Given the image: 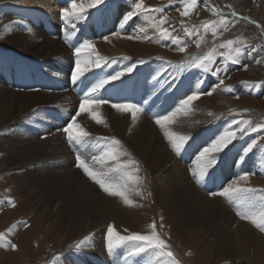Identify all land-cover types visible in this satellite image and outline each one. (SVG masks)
<instances>
[{
  "label": "rangeland",
  "instance_id": "374dc122",
  "mask_svg": "<svg viewBox=\"0 0 264 264\" xmlns=\"http://www.w3.org/2000/svg\"><path fill=\"white\" fill-rule=\"evenodd\" d=\"M9 1L0 0V3L9 4ZM147 1H149V4L150 2L153 4L151 7L163 8V13H158L159 16L158 14L155 15L157 18L161 15L168 17V23L170 25L166 24L165 26L175 28L176 32L174 34L179 35L187 44L186 51L183 53L179 52L177 46L171 40L158 39L155 33L154 40H147L145 42V44H149L148 48H151L152 51L154 50V53H150L145 58L153 59L156 57L159 62L161 61L160 63L157 61L159 65H156L154 61H151V64L145 58L138 59L135 57V59L125 55L121 57H113L116 55L110 56V59H107L108 64L103 65L92 75L93 78L100 75L102 79L117 71L123 70L124 67L134 66L133 72L129 73L130 76L127 75V78L125 77L123 80L111 81L107 84L115 89L114 92L116 94H119L118 97L121 98V102H108L107 100L113 99L105 98L102 95L104 100L107 101L104 104L111 106L108 108L102 104L98 109L105 121L103 124L95 123L84 112L76 117V122L90 133L85 143H83H88L87 148H92V152L87 153L88 156L90 155L89 158H92L93 155H98L106 147L110 146L108 141L100 139L107 136L108 138L115 137L118 139L121 142L122 150L129 153L131 159L134 158L133 160L139 161L140 171L136 175L143 179V184L139 185L143 195L136 196L133 194L130 197L135 202V206L133 207L125 206L118 197L115 198L106 195L97 184H95V189L94 182H91L84 175L83 171L76 167L77 157L80 156L74 155L72 145L67 141L63 128L67 127L71 122V117L75 116L76 112L79 111V105L75 104V106L72 104V108L67 109L69 107L67 105L68 103L65 102L63 105L62 102L58 101L57 95L54 94L52 96L50 94L52 92L62 91V89H68L79 99L85 92L80 90L78 93L74 86L75 84L71 80V73L75 67L76 57L74 55V46L72 47L71 43L69 45L65 41L67 37L66 33H72L71 35L75 34L74 36L80 39L81 42L84 40L93 41L97 37L92 38V35H85L83 30L87 27L92 31L91 29L95 27L96 23L97 27L95 29L99 28V36L102 38L105 46L112 47L116 44L115 42L118 38V35L115 33H118L121 28L125 31L130 22L122 24L118 16H116V18L109 20L106 27H104L102 20H106L109 17L115 5L129 3L130 6L133 5V0H105L96 9L89 10V16L86 20L78 23L74 22L76 23L75 29L64 25L60 18L61 8L66 7L69 2L59 4V9L57 10L58 15L55 18L33 10H21L16 6L5 11V14L0 15V77H5L9 81L7 85L11 87V90L8 91L11 93L4 95L0 93V234H3L4 237L3 241H0V245H3L0 246V264H70V262L73 263L72 260H77L76 264H163V260L157 261L151 250L139 256H128L129 246L127 245L121 247L125 250L126 258L112 262L109 260L112 254H108L105 247V233L107 232L109 224L114 225L120 235L133 233L148 234L150 232L148 226L154 221L161 238L170 246L179 264H187V262H189L188 264H264V250L257 253L254 249H248L245 252L239 247L233 251L228 249H220L221 251L217 249L212 250L211 248L208 249V242H211L212 235L225 228H233L235 231L241 232L242 229L240 228L244 229L249 226L248 228L257 231L264 239V231L255 228L251 223L239 218L236 214V203H229L225 197L221 196L208 197L209 193L215 191V185L217 186L216 191L218 193L222 192L224 188L232 185L234 182H237L239 186H247L258 190L264 189V152L254 149L253 153H250L246 158L243 157V148L246 147L247 143L251 142L252 139H256L258 136H264V131L250 133L234 141L232 145L239 148L238 152L229 153L228 151H231L229 147L232 146L229 145L223 153L219 154L217 166H214L216 169L212 173L215 178L211 181L207 178L206 181L204 180L202 183L197 184L192 173H190L191 168L189 169L184 163L181 164L180 158L188 155L189 152L185 151L186 149L184 148L180 155H176L168 140L163 135V132L160 130L159 133L160 127L155 123V120L138 115L137 119L132 121L130 112L122 113L117 111L118 114L112 107L113 104H135L142 110L140 113L148 114L150 117H156L149 113L157 114L156 112L162 110L163 106L154 99H145V95H143L144 85L149 90L151 82L148 78L145 80V77L139 74L140 69L149 64L150 67L156 69L157 75L166 79L165 85L169 86L166 91L167 93H178L180 87H183L185 80L189 78V80L196 82L198 85L197 91L207 92L215 89L211 96L219 99L222 103L214 105L213 102L212 107L204 106L199 102V99L204 96L201 95L198 100L193 101L191 110L188 112L191 119L186 118L173 122L174 124L172 123L176 133L187 136L189 133H192L197 138L199 134L205 131L215 130L216 135L209 139L208 144L204 145L206 147L223 132L228 126L227 124L231 123L233 119H250L254 123L264 122V106H257L258 104H264V31L261 26V24L264 25V0H198L196 10L185 19L180 18V11L182 10L180 0H171V3H169V0ZM212 8H216L218 14L214 15L211 11ZM233 11L236 12V17L231 15ZM221 16L232 23L229 25L227 31L220 30L216 38H213L210 32L205 33V46L201 44L198 48L195 43L196 37H184V33H182L184 27L192 28L193 26H199L204 21L219 20ZM119 17H123V15ZM99 21L102 23L100 24ZM257 25H260V27H257ZM37 30L43 31L51 39L62 41L71 50V68H66V71L69 72L68 82L59 79V76L62 74L59 71L60 65L57 67L55 65H49L48 63L42 65L39 61V58L40 60L41 58H46L50 51L43 47L40 49L37 37H33ZM136 36H140V34L138 35V32H136ZM105 37H107V40H105ZM236 38H242L247 48L245 55L240 59V63L228 64L227 70L221 71L217 75H212L211 72L205 73L191 66L193 60L192 55L193 58H202L213 47H216V54L214 56L215 63L211 67L213 71L216 68H224L223 58L220 53L225 50L220 49L218 45L227 39ZM253 47L256 48V51H251ZM106 56L109 57V55ZM190 56L191 60L185 65L182 60ZM124 57H127V59H124ZM257 61H260V63H257ZM251 67H257L256 69H259L261 72L250 71L249 68ZM100 69L102 72H100ZM86 76L87 73L85 74ZM83 79L84 77L81 78L80 82ZM220 79L224 80V84L217 87ZM117 83H120L122 87L116 88ZM57 84H62V89L54 86ZM248 85H260V87H249ZM126 86L128 87L126 89L128 91L127 94L125 93ZM136 86L140 88L137 90L135 88ZM226 88H230L231 91H225ZM183 91L182 94L179 92V98L190 92V90L188 91L186 89ZM128 93L131 94V97ZM136 94L140 96V99L135 101L132 99V95ZM149 94L147 93L146 95ZM142 98L144 99L142 100ZM240 100H251L252 106L245 107L240 103ZM176 105L179 107V101L175 105L173 104L174 107ZM41 106L44 107L42 108ZM19 111L24 115L19 114ZM3 112L5 113L3 114ZM230 112L238 113L239 115L233 116ZM53 116L58 117L59 120L54 119ZM109 120L110 123H107ZM73 131L75 132L76 130L73 129ZM83 144L79 145L83 146ZM164 145L169 149H166ZM262 146H264V139L258 141L257 147L260 148ZM143 147H146V150ZM42 149L44 150L42 151ZM157 151L159 152L158 154ZM196 151L192 150L190 152L189 158H187L188 161L194 156ZM154 155L157 156L154 157ZM130 157L122 156L121 159L127 160ZM227 159L230 160L232 167L241 165L238 168L240 171L237 175H231L230 171L226 169L220 172L221 167H223ZM242 159L243 162H241ZM20 163H24V166L19 165ZM88 163L91 164V161ZM145 164L149 166H144ZM95 167L99 168L100 166L95 165ZM246 173H250V175L245 184L239 181V177ZM153 179L155 182H153ZM208 181L210 183L207 185ZM157 185H160L159 188H157ZM164 194H167V196ZM262 195H264V192L258 191L255 194H249V198L259 200ZM92 199L95 201H92ZM212 200L213 202H211ZM9 201L14 206H10ZM112 202L116 207L124 209L129 215L130 220L128 223L118 222L106 224V220L104 221V219L96 217L91 212V208L100 209L101 211L104 209L106 211V208ZM178 217L180 218L179 221L177 219ZM177 221L178 223H182L181 230L178 227ZM209 222H211L210 225H208ZM93 224L96 227L99 226V230L103 231V248L106 256L109 257L108 259H104L96 252L90 251L88 246L80 250L75 248V245L85 237H92ZM161 224L163 228H160ZM182 243L184 246L181 245ZM11 245H15V250H12Z\"/></svg>",
  "mask_w": 264,
  "mask_h": 264
},
{
  "label": "snow or ice",
  "instance_id": "6c2138e0",
  "mask_svg": "<svg viewBox=\"0 0 264 264\" xmlns=\"http://www.w3.org/2000/svg\"><path fill=\"white\" fill-rule=\"evenodd\" d=\"M105 0H70V3L66 7L61 8L60 18L66 25L75 29L76 23L84 21L89 16L90 9H96L99 5L103 4ZM171 3V0H169ZM198 0H180L182 10L180 15L182 17H188L196 10ZM161 7H148L144 4L143 0H133V7L131 11H128L122 17V23L127 24L135 17H144L145 22L155 31L156 35L161 40H171L173 44L177 46V50L181 53L186 51L187 44L184 39L179 35H175V28L165 25L168 24V17L161 15L159 18L155 14L163 13ZM212 13L218 14L216 8L211 9ZM233 17L237 14L235 11L231 12ZM76 22V23H74ZM232 22L221 16L219 20L204 21L199 26H193L192 28L184 27V37H196L195 43L199 48L204 43V34L210 32L213 38H216L220 30L227 31L229 25ZM251 23V21H250ZM260 27V25H257ZM202 30V31H201ZM120 35V33H115ZM123 38L128 40H150L147 35L132 36L125 35ZM107 40V37H105ZM220 49H224L220 55L222 56L224 68L212 69V65L215 63L214 56L216 54V47L205 54L202 58H193L191 66L198 68L205 73L211 72L212 75H217L221 71H226L228 64L240 63L241 57H243L247 51L245 41L242 38L227 39L226 41L218 45ZM251 51H256V48H252ZM75 67L71 73V80L73 84L80 81L82 77H85L86 73L92 72L94 68H101L103 65L108 64V60L99 55L96 51L95 45L90 40H84L79 43L78 46H74ZM127 59V57H124ZM260 63V61H257ZM134 66H129L121 71H117L110 76H106L99 79L94 83L92 87L84 94V97L80 101L79 111L75 116L71 117V122L63 129L66 133L67 141L70 144H83L86 138L90 135L80 124L76 122V117L80 116L82 112H87L89 118L94 120L97 124H103L101 114L98 109L107 101L99 98V92L111 81L121 79L126 74L132 73ZM203 83V82H201ZM224 84V80L220 79V85ZM249 87H260V85H248ZM200 92L192 91L184 99L180 100L179 107L175 112L170 115L158 117L155 123L161 128L163 135L168 140L173 152L176 155H180L185 144L190 139L189 136L178 134L168 129V125L174 122V117L178 113L187 114L191 110L193 101L198 100L201 95L211 96L213 91ZM225 91L230 92V88H226ZM112 107L118 112H130L132 120L137 119L138 113L142 110L135 104H113ZM231 115L236 116L238 113L230 112ZM211 115V113H209ZM73 129H76L74 132ZM264 131V122L254 123L250 119H233L231 123L219 134L211 143L204 147L199 152L191 173L197 184L202 183L206 177L210 174V170L217 164L220 153H223L225 149L232 145L234 141L249 135L250 133H260ZM105 141H108L109 147H106L104 151L98 155H93L91 158V164L77 157L76 167L80 168L84 175L97 184L99 188L110 197H118L125 206L133 207L135 202L130 198L133 194L136 196H142L139 185L143 184V179L136 175L140 171L139 163L131 158L122 160V156L130 157V154L122 150L121 142L115 137L108 138L102 137ZM264 139V136H258L256 139H252L243 148V157L246 158L253 150L264 152V146L258 148V141ZM109 162H112L109 165ZM243 162V159L242 161ZM95 165H99L96 168ZM250 173H246L239 177V181L245 184L248 181ZM264 192V189H255L247 186H239L237 182L224 188L222 192L209 193L212 196L225 197L229 203L237 204V215L241 220L251 223L255 228L264 231V195L260 196L259 200L249 198V194H255L257 192ZM10 206L12 205L9 201ZM150 232L148 234H129L120 235L115 226L109 224L106 232V251L108 254H114L122 246H129L128 256H139L140 254L151 250L156 257L157 261L163 260V264H179V261L175 258L174 253L171 251L167 242L161 238V235L157 231V225L155 221L149 226ZM163 228V225H160ZM3 234H0V241H3ZM90 237H85L79 241L75 248L80 250L88 246ZM3 246V245H0ZM12 250H15V245H11Z\"/></svg>",
  "mask_w": 264,
  "mask_h": 264
},
{
  "label": "bare ground",
  "instance_id": "6f19581e",
  "mask_svg": "<svg viewBox=\"0 0 264 264\" xmlns=\"http://www.w3.org/2000/svg\"><path fill=\"white\" fill-rule=\"evenodd\" d=\"M9 1V0H8ZM70 3V0H10L8 3L9 4H5V3H0V15L1 14H5V11L9 10L10 8H12L13 6H16L18 7L19 9L21 10H33V11H37L39 13H45L47 14V16L49 17H52V18H55V16L58 15L57 13V10L59 9V4L60 3ZM144 4L148 7H151V5L153 6V4L150 2L149 4V1L147 0H143ZM133 5H130L129 6V3H122V4H118V6L115 5V7L113 8V10L110 12V15L109 17H107L106 20H102L103 21V24H104V27H106L107 23L109 20H112L114 18H116V16H118V19L119 21L122 23V17H119L120 15L124 16V14L122 13H127L128 11H131ZM170 7V5H169ZM244 8V7H243ZM115 10V12H113ZM121 11H123L121 13ZM121 13V14H120ZM159 16V14H158ZM172 17V16H171ZM58 18V17H57ZM181 19H185L186 17H182L180 16ZM8 21V20H7ZM184 22V21H183ZM99 23L101 24L102 22L99 21ZM118 23V22H117ZM120 23V24H121ZM171 23V22H170ZM264 23V22H263ZM63 24H65V22L63 21ZM82 24V23H81ZM79 24V25H81ZM102 24V25H103ZM123 24V23H122ZM169 24V23H168ZM174 24V22H173ZM170 25V24H169ZM172 25V24H171ZM178 25V24H177ZM68 26V25H67ZM130 26V28H128ZM262 30L264 31V25H262ZM84 27V26H83ZM97 27V24L95 23V27H92V31H90L89 28H84V32H85V35H92V38L93 37H97V39L91 41L94 45H95V48H96V51L99 53L100 56L106 58V59H110V56H113V55H116V56H113V57H121V56H127V57H132V58H135L137 57L138 59H141V58H145L147 57L148 55H150V53H154V50L152 51L151 48H148L149 44H145V42H147V40H128V39H125L123 38V36L125 35H132V36H136V32H138V35L140 34L141 37H143L144 35H147L150 37V40H154V35H155V31L149 26V24L147 22H145L144 20V17H135L133 19V21H131L129 23V25L126 27L125 31L122 30V28L120 29V31L118 33H120V35H118V38L116 39V42L114 40V42L116 43L114 46H110V47H107L108 45L105 46L102 38H100L99 36V28L95 29ZM177 27V26H176ZM180 27V26H179ZM82 28V27H81ZM134 29V30H133ZM136 31V32H135ZM181 31V30H180ZM32 32V31H31ZM102 32V31H101ZM100 32V33H101ZM5 33V32H4ZM183 33V31H182ZM33 34V32H32ZM67 34V37H66V42H68V44L72 45L73 46H78L79 43H81L80 39H77L76 36H74L75 34L71 35L69 33H66ZM2 35V34H1ZM24 35V34H23ZM22 35V36H23ZM34 35V34H33ZM3 36V35H2ZM20 37V36H19ZM29 37V36H28ZM33 37H37V42L39 43V47L41 49V47L49 50V54L46 56V58L40 60L39 58V61L42 63V65L44 63H48L49 65H55L56 67L58 65H60V68H59V71L62 73L60 76H59V79H61L62 81H67L68 82V73L66 70L67 67H70L71 68V50H69L63 43L62 41L60 40H54V39H51L49 38L43 31H36L35 32V36ZM115 37V36H114ZM15 39V38H14ZM32 39V38H31ZM159 39V38H158ZM7 41V40H6ZM17 41V40H16ZM24 41V40H23ZM31 41V40H30ZM149 41V40H148ZM156 41V40H155ZM154 41V42H155ZM206 41V40H205ZM12 42V41H11ZM20 42V41H19ZM157 42V41H156ZM155 42V43H156ZM153 43V42H152ZM160 43V42H159ZM160 45V44H159ZM31 46V45H30ZM35 46V45H34ZM152 46V45H151ZM155 46V45H153ZM202 46H205V43H202ZM33 47V45H32ZM6 48V47H5ZM207 48V47H206ZM9 49V48H8ZM11 49V48H10ZM17 49V48H16ZM42 51V50H41ZM48 52V51H47ZM35 53V52H34ZM46 53V52H45ZM201 53V52H200ZM36 54V53H35ZM105 54V56H103ZM42 55V54H41ZM106 55H109L106 56ZM152 56V55H151ZM38 58V57H37ZM150 58V57H149ZM136 59V58H135ZM149 61V63H151V61L154 63H156V65L158 64V58L154 57L153 59H148V58H145ZM192 59H193V55H192ZM191 60V56L190 57H186L182 60V62L185 63H189V61ZM147 61V62H148ZM158 61V62H157ZM161 62V61H160ZM159 62V63H160ZM137 63V62H136ZM263 63V62H262ZM152 64V63H151ZM159 65V64H158ZM182 65V64H181ZM184 65V66H185ZM74 66V65H73ZM254 66V65H253ZM250 67V66H249ZM125 68V67H124ZM257 68V67H256ZM254 67H251L249 68L250 71H260L259 69H256ZM47 69V68H46ZM99 69V68H98ZM97 68H94L92 70V72H89L87 73V80H85L83 83L82 82H77L75 83V87H76V90L77 92L79 93L81 88L83 89V92L84 94L92 87V85L96 82H98L99 79H101V76L100 75H97L95 78H93L92 74H94L95 72H97L98 70ZM249 71V72H250ZM100 72L101 69H100ZM261 72V71H260ZM248 73V72H247ZM251 73V72H250ZM101 74V73H100ZM139 74L142 76V77H145V80H147V78L149 79V81L151 82V86L149 87V90L148 88L144 85V89H143V95H145V99L147 100H156L157 103H161V105L163 106L162 110H160L159 112H156L157 114L155 113H149L150 115H154L156 117H150L148 114H144V113H138V115L140 116H145L146 118H151L152 120H156L158 117H162V115H170L171 113L175 112L176 109L178 108V106L176 105V107L173 106V104L175 105L176 102H180L181 99H183L187 94H190L192 91H197V87L198 85L196 84V82H193L191 80L186 79L185 82L183 83V87H180V89L178 90V93L174 92V93H167V88L169 86H166L165 85V81L166 79L165 78H162L161 76L157 75V72H156V69L152 68L149 66V64L145 65L142 67V69H140V72ZM91 75V76H90ZM127 75L130 76L129 74H126L125 76L121 77V79L119 80H123L125 77L127 78ZM260 75V74H259ZM258 75V76H259ZM244 76V75H243ZM238 77V76H237ZM246 77V76H245ZM236 78V77H235ZM191 79V78H190ZM240 80V79H239ZM71 81V80H70ZM246 82V81H245ZM113 83V82H112ZM7 84H9V81L3 77L1 78L0 77V93L2 95L4 94H7V93H11V92H8L9 90H11ZM62 84H57V85H54V86H57V87H62L61 86ZM230 85V84H229ZM121 84L120 83H117V86L116 88H121ZM128 87L126 86L125 88V93L127 94V89ZM137 90L140 88L138 86L135 87ZM183 88V89H182ZM232 88V87H231ZM62 89V88H61ZM190 90L189 93H187L186 95L182 96V97H178L179 95V92L180 94H182L184 91L183 90ZM247 89V88H246ZM68 90V89H67ZM66 89H62V91H58V92H52L50 93L52 96L57 95L58 96V101L59 102H62L63 105L64 103H68L67 105L69 107H67V109H70L71 105L72 104H77L80 106V101L83 97H84V94L82 97H80L79 99L76 98L75 95L72 94L71 91H67ZM75 90V91H76ZM115 90V89H114ZM114 90H112L110 88L109 85H107L106 87H104L103 89L100 90L99 92V95H103L105 98L107 97L108 99H116L118 100L117 98L119 94H116L114 92ZM217 90V89H216ZM241 91V90H240ZM202 92V91H200ZM15 93V92H14ZM147 93H150L149 95H146ZM39 94V93H38ZM129 96L131 97V94L128 93ZM11 95V94H10ZM13 95V94H12ZM27 95V94H26ZM50 95V96H51ZM10 97V96H9ZM14 97V96H13ZM24 97H27V96H24ZM30 97H33V96H30ZM178 97V98H177ZM52 98V97H51ZM241 98V97H240ZM9 99V98H8ZM57 99V98H56ZM132 99H134L135 101L136 100H139L140 99V96L139 95H132ZM144 98H142L143 100ZM57 101V102H58ZM251 101V100H250ZM248 100H240V103L242 105H244L245 107H248V106H252V102H250ZM199 102L202 103L204 106H208V107H212L213 106V102H214V105L216 104H222L221 101L219 99H216L212 96H206L204 95L202 98L199 99ZM226 102V101H225ZM50 103V102H49ZM6 105V104H5ZM11 105V104H10ZM42 105V104H41ZM62 105V104H61ZM241 105V106H242ZM28 106V105H27ZM33 106V105H32ZM76 106V105H75ZM74 106V107H75ZM104 107H111L110 105L108 106V104H103ZM235 106V105H234ZM240 106V105H239ZM257 106H260V107H263L264 104H258ZM42 107V106H41ZM44 107V106H43ZM42 107V108H43ZM227 107V105H226ZM230 107V106H229ZM256 107V106H255ZM254 107V108H255ZM6 108V107H5ZM26 108V107H25ZM36 108V107H35ZM72 108V107H71ZM237 108V107H236ZM257 108V107H256ZM74 109V108H73ZM107 109V108H105ZM112 109V108H111ZM224 109V108H223ZM231 109V108H230ZM264 109V108H263ZM8 110V109H7ZM22 110V109H21ZM20 110V111H21ZM25 110V109H24ZM31 110V109H30ZM229 110V109H228ZM18 112L19 114L21 112ZM26 111V110H25ZM39 111V110H38ZM110 111V110H109ZM116 111V110H115ZM114 111V112H115ZM218 111V110H217ZM28 112V111H27ZM117 112V111H116ZM229 112V111H228ZM5 112H3L4 114ZM84 113L87 114V112L85 111ZM106 113V112H105ZM109 113V112H108ZM113 113V112H111ZM110 113V114H111ZM118 113V112H117ZM116 113V114H117ZM123 113V112H122ZM125 113V112H124ZM18 114V116H20ZM22 114V113H21ZM27 114V113H26ZM82 114V113H81ZM119 114V113H118ZM117 114V115H118ZM24 115V114H22ZM106 115V114H105ZM1 116V115H0ZM107 116V115H106ZM109 116V115H108ZM111 116V115H110ZM115 116V115H114ZM119 116V115H118ZM128 116V115H127ZM149 116V117H148ZM190 115L187 113L186 115L183 114V113H178L175 117H174V122H177V121H181V120H184V119H191L189 117ZM28 117V116H27ZM112 117V116H111ZM125 117V116H124ZM189 117V118H188ZM121 118V117H120ZM130 118V117H129ZM18 119V118H17ZM83 119V118H82ZM12 120V119H11ZM122 120V119H121ZM195 120V119H193ZM192 120V121H193ZM17 121V120H16ZM88 121V120H87ZM116 121V120H115ZM133 121V120H132ZM94 122V121H93ZM123 122V121H122ZM130 122V121H129ZM149 122V121H148ZM6 123V122H5ZM12 123V122H11ZM90 123V122H89ZM96 123V122H95ZM107 123H110V120L107 121ZM121 123V122H120ZM127 123V122H126ZM8 124V123H7ZM6 124V125H7ZM10 124V123H9ZM115 124V123H114ZM124 124V123H123ZM122 124V125H123ZM134 125V123H132ZM174 124V123H173ZM91 125V124H90ZM126 125V124H124ZM228 125V124H227ZM118 126V125H117ZM121 126V125H120ZM5 127V126H4ZM7 127V126H6ZM51 127V126H50ZM119 127V126H118ZM156 127V126H155ZM169 128V130L171 131H174L176 132L175 127L170 124L167 126ZM90 128V127H89ZM92 128V127H91ZM95 128V127H93ZM99 128V127H98ZM4 129V128H2ZM8 129V128H7ZM133 129V128H132ZM76 130V129H75ZM160 130L161 128L159 129V133H160ZM124 131V129H123ZM127 131V130H126ZM157 131V130H156ZM58 132V131H57ZM103 132V131H102ZM101 132V133H102ZM151 132V131H149ZM158 132V131H157ZM162 132V131H161ZM55 133V132H54ZM62 133V132H61ZM94 133V132H93ZM99 133V132H98ZM107 134V133H106ZM104 134V135H106ZM158 134V133H157ZM55 135V134H54ZM93 135V134H92ZM103 135V134H102ZM108 135V134H107ZM146 135V134H144ZM162 135V134H161ZM214 135H216L215 133V130H209V131H205L201 134L198 135L197 138H195V135L192 133H189L188 136L190 137V139L188 140V142L185 144L184 148L186 149L185 151H188L189 154L192 150H197L194 154L193 157L190 158V160L188 161L187 158H189V154L188 155H184L182 156L180 159H181V164L184 163L187 167H189V169L193 168V165H194V162L197 158V156L199 155V152L202 150L203 146L205 144H208V141L210 138H212ZM7 136V135H5ZM9 136V135H8ZM110 136V135H109ZM149 137V135H147ZM99 137V136H98ZM107 137V136H106ZM133 137V136H132ZM38 139V138H37ZM48 139V138H47ZM51 139V138H50ZM143 139V138H142ZM148 139V138H147ZM15 140V139H14ZM17 140V139H16ZM32 140V139H31ZM41 140V139H40ZM146 140V139H145ZM153 140V139H151ZM156 140V139H155ZM166 140V139H164ZM3 141V140H2ZM20 141V140H19ZM44 141V140H43ZM47 141V140H45ZM49 141V140H48ZM51 141V140H50ZM142 141V140H141ZM150 141V140H148ZM14 142V141H13ZM22 142V141H21ZM40 142V141H39ZM57 142V141H56ZM63 142V141H62ZM159 142V141H158ZM163 142V141H162ZM4 143V142H3ZM17 143V142H16ZM15 143V144H16ZM28 143V142H27ZM33 143V142H32ZM51 143V142H50ZM85 143V142H84ZM144 143H146L144 141ZM149 143V142H148ZM165 143V142H164ZM45 144V143H44ZM87 144H83V146L79 145V144H71L72 145V150L74 151V155H79L82 159H84L85 161H88L90 162L91 161V158H89V156L87 155V153L89 152H92V148L91 147H88L87 148ZM168 144V143H167ZM192 144V145H190ZM20 145V144H19ZM43 145V144H42ZM153 145V144H152ZM160 145V144H159ZM8 146V145H6ZM41 146V145H40ZM144 146V145H143ZM155 146V145H154ZM161 146V145H160ZM166 146V145H164ZM14 147V146H12ZM26 147V146H25ZM36 147V146H35ZM43 147V146H42ZM147 147V146H146ZM145 147V148H146ZM205 147V146H204ZM11 148V147H10ZM21 148H22V145H21ZM28 148V147H26ZM33 148V147H32ZM63 148V147H62ZM144 148V147H143ZM144 148V149H145ZM148 148V147H147ZM183 148V149H184ZM198 148V149H197ZM17 149V148H16ZM19 149V148H18ZM31 149V148H30ZM64 149V148H63ZM143 149V150H144ZM150 149V147H149ZM158 149V147H157ZM156 149V150H157ZM166 149H169L167 148L166 146ZM229 149H231V151H228L229 153L230 152H238V149L239 148H236L234 145H232L231 147H229ZM242 149V148H241ZM37 150V149H36ZM44 149H42L43 151ZM48 150V149H47ZM146 150V149H145ZM16 151V150H15ZM19 151V150H17ZM66 151V150H64ZM164 151H166L164 149ZM21 152V151H20ZM19 152V153H20ZM34 152V151H33ZM37 152V151H36ZM61 152V151H60ZM138 152V151H137ZM144 152V151H143ZM155 152V151H154ZM169 152V151H168ZM171 152V150H170ZM17 153V152H16ZM31 153V152H30ZM142 153V152H141ZM147 153V152H146ZM152 153V152H151ZM159 152L157 151V154ZM162 153V152H161ZM172 153V152H171ZM228 153V154H229ZM21 154V153H20ZM19 154V155H20ZM38 154V152H37ZM92 154V153H91ZM136 154V153H135ZM148 154V153H147ZM146 154V155H147ZM155 154V153H153ZM16 155V154H15ZM22 155V154H21ZM58 155V154H57ZM162 155V154H161ZM169 155V153H168ZM13 156V155H11ZM37 156V155H36ZM60 156V155H59ZM63 156V155H62ZM145 156V155H144ZM157 156V155H154V157ZM171 156V155H170ZM76 157V156H75ZM149 157V156H148ZM147 157V158H148ZM153 157V156H152ZM17 158V157H16ZM29 158V157H28ZM37 158V157H36ZM58 158V157H57ZM69 158V157H67ZM131 158V157H130ZM139 158V157H138ZM160 158V157H159ZM171 158H173L171 156ZM169 158V159H171ZM239 158V157H238ZM42 159V158H41ZM44 159V157H43ZM61 159V158H60ZM134 159V158H133ZM140 159V158H139ZM146 159V157H145ZM144 159V160H145ZM179 159V160H180ZM53 160V159H52ZM74 160V159H73ZM76 160V158H75ZM142 160V159H141ZM147 160V159H146ZM149 160V159H148ZM177 160V159H176ZM61 161V160H60ZM152 161V160H151ZM164 161V160H163ZM20 162V161H19ZM72 162V161H71ZM139 162V161H138ZM142 162V161H141ZM171 162V161H170ZM169 162V163H170ZM174 162V161H172ZM11 163V162H10ZM15 163V162H14ZM35 163V162H34ZM52 163V162H51ZM64 163V162H63ZM110 163V162H109ZM152 163V162H151ZM159 163V162H158ZM157 163V164H158ZM168 163V162H167ZM153 164V163H152ZM19 165H23L24 166V163L23 164H19ZM161 165V164H160ZM164 165V163H163ZM15 166V165H14ZM17 166V165H16ZM144 166H149V165H144ZM156 166V165H155ZM185 166V167H186ZM217 166V165H216ZM241 165H236L234 167H232V165L230 164V160L227 159L226 162H224V165L223 167H221L220 169V172L221 170L223 169H226L228 171H230L231 175L233 174H236L240 171V168ZM154 167V166H153ZM165 167V166H164ZM168 167V165H167ZM186 167V169H187ZM25 168V167H23ZM166 168V167H165ZM152 169V167H151ZM216 169V167H213L211 170H210V174L206 177L209 178V181H211L212 179H214L215 177H213L212 173L214 172V170ZM255 169V168H254ZM156 170V169H155ZM187 171V170H186ZM157 172V171H156ZM161 173V172H160ZM188 173V172H187ZM191 173V172H190ZM242 173V172H241ZM148 174V173H147ZM189 174V173H188ZM82 175V174H81ZM80 175V176H81ZM158 175H159V171H158ZM212 175V176H211ZM150 176V175H149ZM190 176V175H189ZM56 177V176H55ZM155 179V178H154ZM153 179V180H154ZM205 179V181H206ZM233 179V177H232ZM88 180V179H87ZM150 180V179H149ZM185 180V179H184ZM191 180V179H190ZM208 181L207 185L210 183ZM253 181V180H252ZM92 182V181H91ZM155 182V180L153 181ZM188 183V181H186ZM194 182V181H193ZM259 182V181H258ZM78 184V183H77ZM90 184V183H89ZM152 184V183H151ZM193 184V183H192ZM95 185V183H94ZM163 185H164V182H163ZM183 185V184H182ZM186 185V184H185ZM243 185V184H242ZM154 186V185H153ZM158 186V185H157ZM160 186V185H159ZM159 186L157 188H159ZM86 187V186H85ZM91 187V186H90ZM94 187V186H93ZM140 187V186H139ZM216 185L214 187V192H217L216 190ZM49 188V187H48ZM96 189V185L94 187ZM93 188V190H95ZM155 188V186H154ZM152 188V189H154ZM209 188H210V185H209ZM79 189V188H78ZM82 189V188H81ZM90 189V188H89ZM98 189V188H97ZM190 189V188H189ZM90 191V190H89ZM96 191V190H95ZM84 192V191H83ZM86 193V192H85ZM98 195V193H96ZM101 194V193H100ZM99 194V195H100ZM154 194V193H153ZM157 194V193H156ZM159 194V193H158ZM171 194V193H170ZM205 194V193H204ZM87 195V194H86ZM165 195V194H164ZM173 195V194H172ZM175 195V194H174ZM195 195V194H194ZM167 196V194L165 195ZM164 196V197H165ZM213 197L212 195H209L208 194V197ZM218 196V195H217ZM62 197V196H61ZM98 197V196H97ZM100 197V196H99ZM177 197V196H176ZM109 198V197H108ZM116 198V197H115ZM161 198V197H160ZM171 198V197H170ZM64 199V198H63ZM104 199V198H103ZM111 199V198H110ZM118 199V198H117ZM133 199V198H132ZM162 199V198H161ZM160 199V200H161ZM165 199V198H164ZM172 199V198H171ZM181 199V198H180ZM222 199V198H221ZM61 200V199H60ZM74 200H75V197H74ZM80 200V199H79ZM91 200V199H90ZM217 200V199H216ZM92 201H95L92 199ZM99 201V200H98ZM97 201V202H98ZM102 201V200H101ZM105 201V200H104ZM103 201V202H104ZM162 201V200H161ZM172 201V200H171ZM114 202V201H113ZM113 202L111 204H109V207L106 208L107 210L104 211H101L100 209H94V208H91L92 209V213L93 215H96V217H100V219H104V221L106 220V224H109V223H128L129 220H130V217L129 215L124 211V209L120 208V207H116ZM213 202V200L211 201ZM63 203V202H62ZM96 203V202H95ZM94 203V204H95ZM158 203V202H157ZM194 203V202H193ZM72 204V203H71ZM101 204V203H99ZM141 204V203H140ZM216 204V202H215ZM73 205V204H72ZM88 205V204H87ZM92 205V204H90ZM137 205V204H136ZM195 205V204H194ZM207 205V204H206ZM217 205V204H216ZM96 206V205H95ZM94 206V207H95ZM169 206V205H168ZM182 206V205H181ZM180 206V208H181ZM77 207V206H76ZM91 207V206H90ZM100 207V206H99ZM122 207V206H121ZM138 207V206H137ZM136 207V208H137ZM183 207V206H182ZM197 207V206H196ZM208 207V206H207ZM230 207V206H229ZM74 208V207H73ZM72 208V209H73ZM80 208V207H79ZM195 208V207H194ZM210 208V207H209ZM231 208V207H230ZM189 209V207H188ZM222 209V208H221ZM224 209V208H223ZM227 209V208H226ZM225 209V210H226ZM197 210V209H196ZM206 211V210H205ZM212 211V209H211ZM101 212V213H100ZM187 212V211H186ZM198 212V211H196ZM201 212V211H200ZM209 212H210V209H209ZM225 212V211H224ZM228 212V211H227ZM80 213V212H79ZM204 213V212H203ZM221 213V212H219ZM218 213V214H219ZM87 214V213H86ZM178 214V213H177ZM192 214V213H190ZM205 214V213H204ZM225 214V213H224ZM132 215V214H131ZM138 215V214H137ZM173 215V214H172ZM206 215V214H205ZM208 215V214H207ZM230 215V214H229ZM89 216V215H88ZM184 216H187V215H184ZM226 216V215H225ZM95 217V216H94ZM95 217V219H96ZM133 217V216H132ZM136 217V216H135ZM177 217V216H176ZM221 217V216H220ZM63 218V217H62ZM68 218V217H67ZM77 218V217H76ZM75 218V219H76ZM206 218V217H205ZM74 219V220H75ZM90 219V218H89ZM169 219V218H168ZM178 221L180 220V218L178 217L177 218ZM189 219V218H187ZM59 220V219H58ZM69 220V219H68ZM201 220V218H200ZM214 220V219H213ZM219 220V219H218ZM76 221V220H75ZM78 221V220H77ZM177 221V223H178ZM233 221V220H232ZM66 222V221H65ZM86 222V221H85ZM174 222V221H173ZM185 222V221H184ZM216 222V221H215ZM211 222L208 223V225H210ZM218 223V222H217ZM220 223V222H219ZM71 224V223H70ZM182 223H178V227L180 228L182 225ZM213 224V223H212ZM224 224V222H223ZM94 225V224H93ZM191 225V224H190ZM199 226V225H198ZM214 226V225H213ZM236 226V225H235ZM247 226V225H246ZM99 227V226H98ZM96 227L95 225L92 227V232H93V235L92 237L89 239L88 241V249L92 252H96L100 257L104 258V259H108L109 257L106 256L105 252H104V248H103V231L99 230V228ZM190 227V226H189ZM234 227V226H233ZM249 227V226H248ZM240 228L242 229L241 232L239 231H235L233 228H225V229H222L221 231H217L216 233H214L211 237V242H208V249H217V250H225V249H228V250H231L233 251L235 248L239 247L241 248L242 250H244L245 252L249 249H254L257 253H259L260 251H263L264 250V239L262 238V236L257 232V231H254L252 230L251 228ZM73 228V227H72ZM176 228V227H175ZM174 228V229H175ZM183 228V227H182ZM201 229V228H199ZM205 229V228H204ZM169 230V229H168ZM172 230V229H171ZM181 230V228H180ZM206 230V229H205ZM187 231V230H186ZM194 233V232H193ZM189 234V233H187ZM209 234V232H208ZM197 235V234H196ZM195 236V235H194ZM199 237V236H198ZM202 237V236H201ZM197 238V237H196ZM207 238V237H206ZM206 238H204L206 240ZM195 240V239H194ZM184 243V242H183ZM183 243L181 244L182 246ZM190 243V242H189ZM197 243V242H196ZM173 245V244H172ZM197 245V244H196ZM220 246V247H218ZM190 247V245H189ZM195 247V246H194ZM184 249V248H183ZM187 249V248H186ZM221 251V250H220ZM230 251V252H231ZM254 251V252H255ZM225 252V251H224ZM253 252V254H254ZM243 253V252H242ZM244 254V253H243ZM221 255V253H220ZM225 255V254H224ZM184 256V255H183ZM230 257V256H229ZM240 257V256H238ZM126 258L125 256V250L123 248H120L118 249L114 254H112L109 258V260H111L112 262H117L119 260H124ZM73 259V258H72ZM236 259V258H235ZM231 260V259H230ZM76 261V262H75ZM72 260L73 263L70 262V264H76L77 263V260ZM220 261V260H219ZM236 261V260H235ZM189 262H187L188 264Z\"/></svg>",
  "mask_w": 264,
  "mask_h": 264
}]
</instances>
